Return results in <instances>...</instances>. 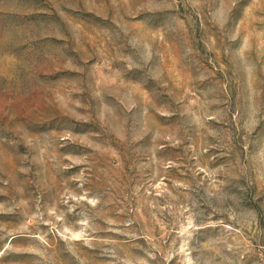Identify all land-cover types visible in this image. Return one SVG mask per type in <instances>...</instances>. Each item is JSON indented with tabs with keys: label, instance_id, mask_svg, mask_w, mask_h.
Here are the masks:
<instances>
[{
	"label": "rangeland",
	"instance_id": "obj_1",
	"mask_svg": "<svg viewBox=\"0 0 264 264\" xmlns=\"http://www.w3.org/2000/svg\"><path fill=\"white\" fill-rule=\"evenodd\" d=\"M0 264H264V0H0Z\"/></svg>",
	"mask_w": 264,
	"mask_h": 264
}]
</instances>
